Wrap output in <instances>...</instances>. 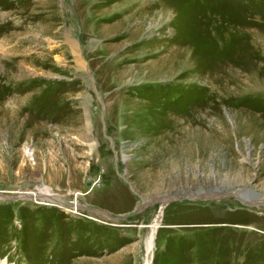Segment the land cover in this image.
I'll return each mask as SVG.
<instances>
[{
	"label": "rangeland",
	"instance_id": "obj_1",
	"mask_svg": "<svg viewBox=\"0 0 264 264\" xmlns=\"http://www.w3.org/2000/svg\"><path fill=\"white\" fill-rule=\"evenodd\" d=\"M163 200L152 264H264V0H0V264H143Z\"/></svg>",
	"mask_w": 264,
	"mask_h": 264
},
{
	"label": "bare ground",
	"instance_id": "obj_2",
	"mask_svg": "<svg viewBox=\"0 0 264 264\" xmlns=\"http://www.w3.org/2000/svg\"><path fill=\"white\" fill-rule=\"evenodd\" d=\"M240 191H238V194L239 196L242 197V199L245 201L244 199V195H246L247 193H242V191L239 193ZM250 194V192H248ZM251 195V194H250ZM43 197L45 198H41L40 200L43 199V201L45 202H52V203H55V201L53 200H50V197L51 195L48 194V192L46 191L45 192V195H43ZM47 198V199H46ZM49 198V199H48ZM52 199V198H51ZM166 202V200H163L162 203H161V207L159 209V212L157 213V215L154 217V219L152 220V223L150 225V233L148 235V238L145 242V257H144V263L143 264H152V251H153V246H154V237H155V230L156 228L159 226V220H160V211H161V208L163 206V204ZM163 209V208H162Z\"/></svg>",
	"mask_w": 264,
	"mask_h": 264
},
{
	"label": "water",
	"instance_id": "obj_3",
	"mask_svg": "<svg viewBox=\"0 0 264 264\" xmlns=\"http://www.w3.org/2000/svg\"><path fill=\"white\" fill-rule=\"evenodd\" d=\"M238 191H240V192L242 191L243 193H244V192H245V193L250 192L249 189H247V188H242V189H240V190H237V192H238ZM237 192H236V193H237ZM236 193H235V195H234V196L236 197V199L239 200L241 203H245V201L242 199V197L239 196V195H237ZM250 194L253 195L251 192H250ZM226 196H230V194H226Z\"/></svg>",
	"mask_w": 264,
	"mask_h": 264
}]
</instances>
